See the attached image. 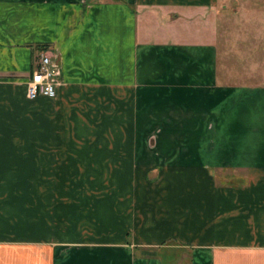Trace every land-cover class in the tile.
<instances>
[{
    "label": "crops",
    "instance_id": "1",
    "mask_svg": "<svg viewBox=\"0 0 264 264\" xmlns=\"http://www.w3.org/2000/svg\"><path fill=\"white\" fill-rule=\"evenodd\" d=\"M0 264H264V0H0Z\"/></svg>",
    "mask_w": 264,
    "mask_h": 264
},
{
    "label": "built area",
    "instance_id": "2",
    "mask_svg": "<svg viewBox=\"0 0 264 264\" xmlns=\"http://www.w3.org/2000/svg\"><path fill=\"white\" fill-rule=\"evenodd\" d=\"M56 67L49 56L41 54L38 65L32 72L26 87V96L32 100L42 96L53 99L56 96Z\"/></svg>",
    "mask_w": 264,
    "mask_h": 264
},
{
    "label": "rangeland",
    "instance_id": "3",
    "mask_svg": "<svg viewBox=\"0 0 264 264\" xmlns=\"http://www.w3.org/2000/svg\"><path fill=\"white\" fill-rule=\"evenodd\" d=\"M170 258H172L171 261H175L176 255H173V256H171Z\"/></svg>",
    "mask_w": 264,
    "mask_h": 264
}]
</instances>
